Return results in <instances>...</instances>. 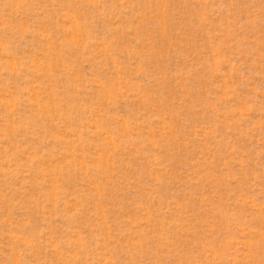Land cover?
<instances>
[{
    "label": "rangeland",
    "instance_id": "rangeland-1",
    "mask_svg": "<svg viewBox=\"0 0 264 264\" xmlns=\"http://www.w3.org/2000/svg\"><path fill=\"white\" fill-rule=\"evenodd\" d=\"M0 264H264V0H0Z\"/></svg>",
    "mask_w": 264,
    "mask_h": 264
}]
</instances>
